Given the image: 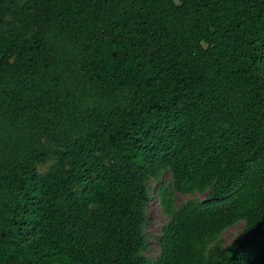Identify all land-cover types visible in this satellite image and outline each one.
I'll return each instance as SVG.
<instances>
[{"label": "trees", "instance_id": "obj_1", "mask_svg": "<svg viewBox=\"0 0 264 264\" xmlns=\"http://www.w3.org/2000/svg\"><path fill=\"white\" fill-rule=\"evenodd\" d=\"M0 264H264V0H0Z\"/></svg>", "mask_w": 264, "mask_h": 264}, {"label": "rangeland", "instance_id": "obj_2", "mask_svg": "<svg viewBox=\"0 0 264 264\" xmlns=\"http://www.w3.org/2000/svg\"><path fill=\"white\" fill-rule=\"evenodd\" d=\"M152 186L155 188L157 187V184L152 183ZM191 197L192 195H184L181 193L174 194V199L177 205H180L181 203L187 201ZM203 197L204 195H200V198H203ZM148 217L150 220H149V224L147 228L150 234L152 235V237H155V235L160 232V227L162 226V224H164L167 221V217L163 214L158 203L150 205V208H148ZM243 228H244V223L240 222L226 229L221 235L222 243L224 245L230 244L242 232ZM153 251L156 254L158 253V247H157L155 238H153Z\"/></svg>", "mask_w": 264, "mask_h": 264}]
</instances>
